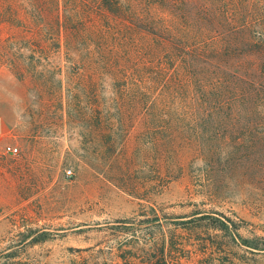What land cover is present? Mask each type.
Wrapping results in <instances>:
<instances>
[{
	"label": "rangeland",
	"instance_id": "1",
	"mask_svg": "<svg viewBox=\"0 0 264 264\" xmlns=\"http://www.w3.org/2000/svg\"><path fill=\"white\" fill-rule=\"evenodd\" d=\"M239 8L248 97L229 121L203 118L217 130L184 129L200 140L161 162L150 79L121 98L109 80L71 79L64 49L22 77L0 50V263L264 264L244 245L264 246V0Z\"/></svg>",
	"mask_w": 264,
	"mask_h": 264
},
{
	"label": "trees",
	"instance_id": "2",
	"mask_svg": "<svg viewBox=\"0 0 264 264\" xmlns=\"http://www.w3.org/2000/svg\"><path fill=\"white\" fill-rule=\"evenodd\" d=\"M250 1L0 0V50L8 56L2 64L22 77L42 62L54 66L50 58L64 49L71 79L87 72L93 88L109 80L121 98L129 95L127 86L150 79L161 162L172 157L179 140H200L199 132L187 136L184 129L217 130L222 125L205 126L203 118L229 121L235 104L248 97L251 68L240 63L251 58L243 48L252 46V29L237 12ZM99 114L97 107L90 111L95 119ZM106 153L108 161L118 156L115 150ZM16 255L0 264H25L14 261ZM161 264H167L163 254Z\"/></svg>",
	"mask_w": 264,
	"mask_h": 264
},
{
	"label": "built area",
	"instance_id": "3",
	"mask_svg": "<svg viewBox=\"0 0 264 264\" xmlns=\"http://www.w3.org/2000/svg\"><path fill=\"white\" fill-rule=\"evenodd\" d=\"M2 154L9 156H16L19 153V150L15 146L7 145L2 149Z\"/></svg>",
	"mask_w": 264,
	"mask_h": 264
}]
</instances>
